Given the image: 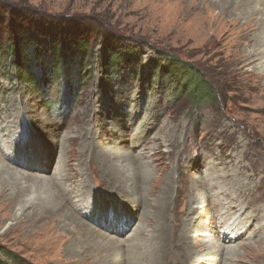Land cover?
I'll return each instance as SVG.
<instances>
[{
  "label": "rangeland",
  "instance_id": "obj_1",
  "mask_svg": "<svg viewBox=\"0 0 264 264\" xmlns=\"http://www.w3.org/2000/svg\"><path fill=\"white\" fill-rule=\"evenodd\" d=\"M192 2L193 0H0L1 46L6 45L9 32H18L30 23L37 25V29L51 26L67 34L90 28L96 33L95 38H91L95 44L91 57L86 58L83 72L86 76L78 93L75 92L78 86L73 83L64 84L52 80L45 67H42V83L47 89L45 98L38 91H31L20 85L12 80V57L0 49V126L3 125L0 150L9 149L5 152L7 158L1 159L0 165L5 162L14 166V161H11L16 158L13 150L22 152L19 157L22 160L26 156L23 149L30 146L28 156L33 158L38 154L40 166L47 162L45 172L39 174L37 169H18L43 178L51 176L55 171L60 147L67 145L66 141L57 142L52 152L45 148V142L35 146L31 142L37 139L38 132L46 134L57 125L61 128V133L67 131L76 136L78 131L80 136H77V140L75 137L76 144L86 151L96 145L103 152H121L119 154L125 159L123 161L127 162V158H131L129 154H136L140 150L138 156L150 163L152 171L162 167L163 176L172 169L177 157L184 156L187 159L185 161L186 159L179 158L178 163L186 167L187 162L189 167L186 168L195 166L190 163L191 160H198L195 169L198 174H225L219 180L216 191L220 188L226 190L218 195L227 203L214 200V205L205 212L202 223L206 222L207 217L213 218L206 233H216L220 237L218 224L227 223L226 221L230 223L233 219L235 223L240 221L242 224L243 231L237 238L223 240L226 245H236L232 249L233 257L225 263L264 264V96L261 95L262 89L255 87L262 85L264 80L254 79L256 72L260 70L259 61L264 60V55L258 54L260 50H264V44L257 45L258 53L252 64L243 65L237 59L240 53L252 49L253 34H263L264 16L257 10L259 5H251L257 10L253 12L251 7L235 8L228 6L223 0H195V16L188 10ZM198 20L204 26H198ZM99 31L101 34L97 35ZM102 40L117 47V62L109 70L102 62L99 51ZM46 50V46H42L40 52L44 54ZM156 50L176 56L200 69L213 87L216 102H205L196 116L190 110L188 101L170 100L172 87L164 79L158 82L159 67L155 69V74L152 71ZM163 59H156L158 66ZM86 71L88 73L85 74ZM38 114H43L44 120L39 119V127L34 130L32 126ZM100 126L115 128L117 133H107L101 139L96 137L93 141L86 137L90 129L96 130ZM164 139L177 142L175 144L183 148H170L167 142L164 143ZM39 147L42 149L39 150ZM80 156L77 153L70 160L72 174H75L73 180L80 177L75 171L81 167L78 163ZM94 168L95 177L90 172L87 173L93 194L86 197L84 205L75 208L71 215L73 220L80 216L85 225L94 224L96 229L92 236L87 235V240L83 239L82 242L75 233L71 237L66 236L65 230L70 227H66L61 219L44 218L33 221L29 216L30 209L24 212H28V216L17 221L12 217L21 198L10 205L0 202V262L72 264L64 262L68 257L67 248L72 243L78 249L102 237L106 225L100 221L94 223L92 218L96 217L88 216L87 212H95L96 202L102 203L105 213L100 220L107 217L108 222H111V208L115 205L116 208L120 207L118 203L126 202L118 195H114L117 200L114 203L109 200L111 196L108 194L110 188L107 177L100 173L96 161ZM33 181V178H29L26 185H31ZM94 184L99 186L95 187ZM236 187L242 188L239 190ZM27 190L23 191L22 196L27 194ZM124 194L129 195L127 192ZM204 203L200 202L198 207L203 209ZM67 206L68 201L65 202L63 211ZM242 208L244 212L239 213ZM181 211L183 210L180 209V213ZM139 219L140 216L135 214L128 218L129 222L122 218L120 225L125 226L127 231L118 238L130 235ZM108 234L115 236L110 232ZM107 238L103 236L102 240ZM125 243H120L115 250L127 248V242ZM3 250L14 253L16 262L7 261L2 254ZM115 250L107 256L111 257ZM104 257V252L95 250L83 256L84 261L81 262L95 264L99 258Z\"/></svg>",
  "mask_w": 264,
  "mask_h": 264
},
{
  "label": "bare ground",
  "instance_id": "obj_2",
  "mask_svg": "<svg viewBox=\"0 0 264 264\" xmlns=\"http://www.w3.org/2000/svg\"><path fill=\"white\" fill-rule=\"evenodd\" d=\"M194 1L195 0L190 4L188 10H191L196 16L197 5ZM223 1L227 3L228 6L235 8L240 7L246 9V6L248 8L251 7L253 12L256 8L251 5H259L260 7L257 10L264 16V0ZM262 20L264 21V18ZM200 22L201 21L197 22L198 26H204V23ZM253 36L254 43L252 49L246 51V53H240L237 58L243 65L252 64L258 53L257 50L259 48L257 45L260 43L264 44V31L263 34H253ZM260 51L258 54L264 55V50ZM262 58H264V56ZM258 64L260 70L258 69L259 71L256 72L254 79L257 80L258 78H262L264 80V60L259 61ZM255 87L262 89L261 95L264 96V83L262 85H255ZM37 119H34V125L32 126L34 130L38 129L39 126L37 122L40 121L39 119L44 120V115L38 114ZM2 129L3 125L0 126V133ZM60 129L61 128L57 125L52 128L51 131L48 130L46 134L38 132L39 135H37V139H33L31 142L34 146L35 144L37 145V143L40 145L41 142H45L47 143L45 148L51 152L57 142L62 143V141H66L67 143V145L60 147L59 157L54 168L55 171L48 178H43L42 176L33 175L18 169H37L36 172L39 171V174L45 172L47 162L40 166L41 160L39 161L38 154L37 157L33 158L28 156L30 146L23 149L26 156L22 160L19 159L22 152L20 150H13L16 155L15 160H11L14 161V166L5 162L1 163L0 198L2 199L0 202L10 205L21 198L16 204L12 218L17 221L25 218L26 215L28 216V212H24L30 209L29 216L33 221H40L44 218L48 220L61 219L64 225H67L66 227H70L65 230L66 236L68 235L71 237V235L75 233L78 235L81 242L83 239H86L87 235L92 236V232L94 233L96 229L95 225H90L91 227L85 225V222L79 218L80 216L73 220L71 215L75 208H80L84 205L83 203L86 197L93 194L90 189L87 173L90 172L91 175L95 177V161L100 173H104L107 177L110 188L108 194L111 196L109 200L114 203L117 201L114 199V195H118L127 203H118L117 205L120 206L117 207L119 209L118 211L116 205L111 208L110 213L113 214L111 217L113 220L108 222L107 217L105 220H100L105 210L102 208V203L96 202L97 207L95 206V212L92 211L93 213H91L88 211L87 215L96 217L92 218L94 223L97 224L100 221L106 225L105 232H101L103 236H107L108 238L103 241L102 236L97 241H90L91 243L87 246L78 247V249L77 247L75 248L72 243L69 248H67L68 257L64 262L82 264L81 261H84L83 256L89 252L93 253L95 250L105 253V257L103 259L99 258L97 262L95 261V264H226V260L233 257L234 250L232 249H235L236 245L227 244V246L226 242L223 240L234 239L241 234L243 228L240 221L235 223V219H233L230 223L226 221L227 223L223 222L222 224H218L217 227L219 228L217 231L221 233L220 237L216 233H210V235L208 232L206 233V230H209V225L213 218L207 217L206 222L202 223L205 212L209 211L214 205V200H221L223 203H227L218 195L219 193H225L226 190L220 188L216 191L219 180H222L225 174L222 173L212 176L205 174V176H202L195 170L198 166V160H191L190 163L195 166L186 168L189 167L187 162H185L186 167L178 164L180 162L179 158L182 160L186 159L182 156L175 159L172 169L168 170L166 175L163 176L162 167L156 168L155 171L153 169L152 171L150 163L148 164L138 156L141 153L140 150L136 154H129L127 152L126 154L134 158L130 160L131 158L125 157L129 161L126 160L127 162H124L123 160L125 159L119 154L121 152L118 151L103 152L96 145H94L90 151H86L76 144L77 136H80L78 131L76 136H74L70 135L67 131L61 133ZM89 131L90 133L86 135V137L91 138L92 141L96 139V137L101 139V137L105 136L107 133L111 135L117 133L115 128L103 126L98 127L96 130L90 129ZM166 142L170 148L172 146L173 148L176 147V149L183 148V146H177V144H175L177 142L174 143V141H167L164 139V143ZM41 149L42 147H39V150ZM7 151H9V149L0 150V161L7 158L5 157ZM151 151L153 152V150ZM170 152L172 151L170 150ZM77 153L81 155L78 162L81 167L75 171L80 177L77 180H73L75 174H72L73 167L70 165V160L75 158ZM185 161H187V159ZM62 167H64V169H62ZM29 178H33L34 181L31 185H26V181ZM36 179L37 182H35ZM94 186L98 187L99 185L97 186L94 184ZM236 188L240 190L242 187ZM26 189H28L27 194L22 196L23 191ZM212 191L213 193L210 194ZM124 192L129 193V195L127 196ZM239 196H241V194ZM67 201L68 206L65 211H63L64 204ZM202 201L205 202L203 209L198 207V204ZM207 207L208 209H206ZM180 209L183 210L181 211L182 214L180 213ZM198 209L203 211L200 212ZM227 210L226 212H228ZM242 212H244V208H242L239 213ZM228 213L231 214L230 212ZM132 214H135L137 217L140 216L138 225L132 228L133 232L127 237L123 239L118 238L127 231V229L124 228L125 226L121 227L123 226L120 225L121 219L125 218L126 221L129 222L128 218L131 217ZM113 222H115V225H113ZM109 232L115 236H110L108 234ZM77 240L78 239H76V241ZM125 242H127V248L124 250H115L117 247L119 248L120 243L123 244ZM113 250H115V253L111 257L107 256L109 253H113Z\"/></svg>",
  "mask_w": 264,
  "mask_h": 264
},
{
  "label": "trees",
  "instance_id": "obj_3",
  "mask_svg": "<svg viewBox=\"0 0 264 264\" xmlns=\"http://www.w3.org/2000/svg\"><path fill=\"white\" fill-rule=\"evenodd\" d=\"M29 26L20 28L18 32H9L6 45H0L3 53L12 57L14 71L12 80L31 91H38L45 98L47 89L42 83V67H45L52 80L64 84L73 83L74 86H78L75 89L78 93L80 84L86 76L83 74L86 58L91 57L95 44L94 39H91L96 36L95 30L90 28L87 31L79 30L67 34L51 26L40 27V29H37V25L33 23ZM92 33L95 34L91 36ZM99 34H101L100 31L97 35ZM42 46L47 48L44 54L40 52ZM99 51L102 62L104 61V65L109 70L117 62V47L113 43L108 45L102 40ZM38 54L41 55L38 56ZM155 57L156 59L164 58L160 66H158V60L155 59L152 71L154 73L159 67L158 82L164 79L172 87L170 100L188 101L191 106L190 110L196 116H198L197 111L205 102H216L213 87L200 69L163 51L156 50ZM2 254L7 261L15 263L17 260L11 251L3 250Z\"/></svg>",
  "mask_w": 264,
  "mask_h": 264
}]
</instances>
